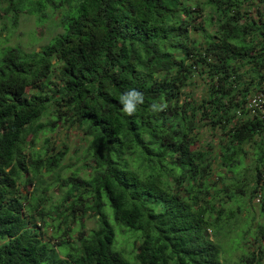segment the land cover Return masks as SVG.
<instances>
[{
	"label": "trees",
	"instance_id": "trees-1",
	"mask_svg": "<svg viewBox=\"0 0 264 264\" xmlns=\"http://www.w3.org/2000/svg\"><path fill=\"white\" fill-rule=\"evenodd\" d=\"M254 1L0 0V30L22 15L52 28L40 49L0 46V264H225L229 249L235 264H264V224L232 236L254 199L264 214V114L248 107L264 93ZM197 74L200 98L187 90ZM133 89L143 103L129 116L120 97ZM60 127L84 135L67 178L69 150L47 136ZM203 127L221 132L217 146L201 143ZM46 174L66 187L50 207ZM111 213L139 237L130 259ZM88 217L97 227L71 241Z\"/></svg>",
	"mask_w": 264,
	"mask_h": 264
},
{
	"label": "rangeland",
	"instance_id": "rangeland-1",
	"mask_svg": "<svg viewBox=\"0 0 264 264\" xmlns=\"http://www.w3.org/2000/svg\"><path fill=\"white\" fill-rule=\"evenodd\" d=\"M246 9L251 12L252 15L258 16L261 13L264 14V1L255 0L254 3L246 6ZM6 29L0 30V46L4 43L16 44L20 45L23 48L27 49H40L41 45L46 43L47 38L51 35L52 28L46 25H38L36 23L35 17H30L26 15H22L20 21L17 26L12 27L11 23L8 21L6 23ZM195 83L187 88L189 92L194 95V98H200V96L204 93L207 84L205 83L204 76L201 74H197L195 77ZM48 137H50V148L53 149V146L58 149L66 150L68 149V153L65 156L64 164L65 166H70L69 168H65L61 170V177L67 178L73 171L77 169V167L81 166L84 163V135L80 132V130L73 129H61L58 128L57 131L48 132ZM45 136L41 135L39 141H37V148H40L44 143ZM221 139V132L218 130H211L207 127H203L201 130V143L207 145L212 144L213 146H217ZM66 144V145H65ZM67 146V148H66ZM80 158V159H79ZM249 164V163H247ZM46 182L52 184L51 188L45 193L47 198H52L50 200H46L44 205L50 207L52 202H57V200L62 196L65 192L66 187L61 186L59 183L54 184L55 176L53 174H46L44 177ZM25 192H32L33 187H24L22 186ZM54 216H57L56 213ZM242 221L237 225L234 229V233L232 236H237V232L244 226V223L249 220L250 228L252 232L255 233L259 224H264V214L261 212V208L259 206V199H254L250 204L246 205V210H243ZM248 218V219H247ZM110 221L115 229L116 239L114 242V248L120 252H122L127 258H132L139 246V237L133 241V237H130L131 234L136 231L132 230L129 227L124 226L123 224L117 222L113 213L110 214ZM51 223L54 221L50 220ZM41 222H39L40 224ZM84 228L78 227L77 223H73L72 228H74V240L75 241L79 237V230H84L86 233L89 230L97 227V219L95 217H88L83 220ZM44 230H46V237L49 238L53 234V227L48 226ZM1 242V240H0ZM56 242V241H54ZM135 243V245H134ZM257 242H255V238L253 236H248L246 240L245 247L249 250H255L257 247ZM240 249L237 250H227L226 253L222 255V259L225 264H235L238 260V257L241 255Z\"/></svg>",
	"mask_w": 264,
	"mask_h": 264
},
{
	"label": "clouds",
	"instance_id": "clouds-1",
	"mask_svg": "<svg viewBox=\"0 0 264 264\" xmlns=\"http://www.w3.org/2000/svg\"><path fill=\"white\" fill-rule=\"evenodd\" d=\"M120 103L123 105V111L130 116L137 110V105L143 103V95L134 89L130 90L121 95Z\"/></svg>",
	"mask_w": 264,
	"mask_h": 264
},
{
	"label": "built area",
	"instance_id": "built-area-1",
	"mask_svg": "<svg viewBox=\"0 0 264 264\" xmlns=\"http://www.w3.org/2000/svg\"><path fill=\"white\" fill-rule=\"evenodd\" d=\"M248 107L252 114L257 111L264 114V93H255L249 97Z\"/></svg>",
	"mask_w": 264,
	"mask_h": 264
}]
</instances>
